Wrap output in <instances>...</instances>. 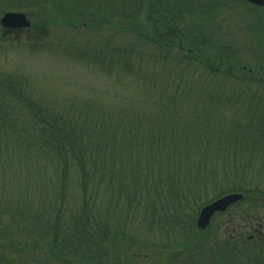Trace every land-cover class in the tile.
<instances>
[{
  "label": "trees",
  "instance_id": "obj_1",
  "mask_svg": "<svg viewBox=\"0 0 264 264\" xmlns=\"http://www.w3.org/2000/svg\"><path fill=\"white\" fill-rule=\"evenodd\" d=\"M235 1L237 10L251 6L243 0H108V6L103 2L99 9L50 8L69 26V33L85 27L86 33L99 36L89 30L103 26L133 39L135 46L116 45L113 53L122 57V66L130 61L119 74L131 70L129 77L140 91H191L212 104L195 113L191 108L187 114L173 100L155 102V139L144 127L127 126L121 119L125 116L112 119L100 109V120L89 118L87 110L96 106L93 101H72L57 111L54 104L35 100L37 94L30 93L27 84L0 69V264H202L203 250L214 252L210 264H264V235L247 233L256 223L264 224V202L259 199L264 192L255 188L258 183L250 175L258 167L254 162L264 163V137L254 124L248 132L249 124L237 122L231 124L239 130L228 146L211 144L207 140L216 139V134L203 121L209 119L214 102L255 93L260 100L254 115L257 121L264 119V67L242 75L238 62L217 46L223 38L221 20L233 15ZM51 2L0 0V18L9 12L49 8ZM64 11L70 13L65 18ZM28 13L30 28L0 25L1 46L26 41L41 47L47 42V27L56 20L47 12L39 18ZM73 16L88 21L80 23L82 27L71 26ZM144 45L151 50L145 51L148 55ZM63 46L70 55L78 53L72 48L76 46ZM102 56L101 51L92 60ZM174 76L177 79L170 81ZM234 80L244 81L246 88ZM121 105L130 115L131 102ZM188 116L189 122L182 120ZM170 120L185 127H164ZM172 131L186 142L168 141ZM238 138L257 143L235 144ZM168 145L169 154L161 150ZM157 153L168 159L160 160ZM230 193L243 197L200 231V209ZM227 212L232 231L226 229L224 241L204 247L215 216Z\"/></svg>",
  "mask_w": 264,
  "mask_h": 264
},
{
  "label": "rangeland",
  "instance_id": "obj_2",
  "mask_svg": "<svg viewBox=\"0 0 264 264\" xmlns=\"http://www.w3.org/2000/svg\"><path fill=\"white\" fill-rule=\"evenodd\" d=\"M103 2L108 6V0H52L49 8L43 6L41 9H28L27 11L37 18L47 12L48 15L46 16L48 18L52 16L56 22L54 21L52 26L49 25L47 27V31H49L45 37L47 42L41 43V47L32 46L26 41L13 44L6 43L3 44V46L0 45V69L2 73L6 71L12 73L16 79L28 85L30 93L37 94L34 98L35 100H46L54 104L57 111H60L64 105L65 107H69L72 101H82L83 104L86 101H93L96 106L94 107L95 110H87L89 118L100 120L99 116H96V111L100 109L104 110L107 115L110 114L112 119L115 118V115L120 118L125 116L126 118L121 119L127 123V126L133 123V125L144 127L146 131L150 130L151 137L155 139L159 138V136L154 133L157 127L151 129L156 125V122H153L157 116L155 114L157 112L155 102L161 101V99L166 102H171L173 100L174 106L182 108L187 114L191 112V108L193 109V113H195L197 110L205 109L212 104L210 98L201 93L191 91L182 93L176 92L169 95H158L151 92L140 91L137 84L133 85L129 77L131 70L128 71L129 73L119 74L120 71H125L124 69L130 61L126 59V63L124 62V66H122L120 65L122 57H114L118 55V53H113L114 51H118V49H115L116 45L124 46L125 49L127 48L126 46H135L132 44L133 39L122 35L120 36V33L117 32L113 33L111 28H104L103 26L100 28L101 30L92 28L89 30L91 33L92 31L100 33L99 36L95 34L90 35L85 32H88L89 28L80 25V23L84 24L88 20L83 17L74 16L72 17L74 20H71V26L80 25L82 30L80 33H77L79 30L74 31V33L70 31L71 33H69V26L60 23L62 19L59 20V17L52 10L54 9L52 8L53 5L62 7L71 5L69 7H74L77 10H81V8L85 7L99 9V4ZM236 2L237 1L232 4L233 15L222 19L223 21L221 20L222 25L220 24V34L223 35V38L219 39L217 46L224 48V54L227 52V57L231 58V61L234 62L235 60L238 62L237 66H239V68L241 67L239 72L245 75L250 73V70L264 67V10L260 9V11H258L256 8L251 7L253 5L249 3L248 5L251 6L242 5V7L237 10L236 6L238 4H236ZM27 11L21 13L26 17L27 14H29ZM68 14L70 13L64 11L62 14L63 18L67 17ZM52 22L53 21H51V23ZM28 28H30V26ZM106 31H108L107 35L103 36L101 32ZM222 35H220V37ZM62 44L76 46L72 48L74 51L78 50V53L74 52V55L68 54L64 51V49L68 47ZM142 50L146 55L148 54L145 51L151 52L147 45H144ZM101 51L103 56L100 60L97 62L92 60L93 57L101 54ZM105 51L109 52L104 53ZM106 56L113 58L112 64L107 58L105 59ZM247 77L249 76H246V78ZM169 78L171 81L177 79V76ZM234 81L240 83L243 89L246 88V85H242L245 83L244 81ZM248 82L250 81H247V83ZM253 96L258 97L259 95L255 93ZM253 96L247 98L245 95L237 94L235 95L236 99L223 98L220 101L214 102V105L209 109V111H211L209 113V119H203V121L204 124H210L211 130L216 134L217 138L213 139L214 137L212 136V139L207 141L211 142V144H224L225 146L230 144L231 137L234 138L235 135H237L235 132L239 130L231 129V124L235 125L237 122L249 124L250 129L248 132L254 127L257 134L264 137V119L257 121L259 118L254 115L255 104L260 99ZM122 102H131L132 106L129 107L130 115H127L126 108L121 105ZM174 114L176 115V111ZM189 117L190 116L185 117L182 120L184 121L187 118V122H189ZM170 122H166L163 126H166V128L171 127L174 131H176V127H185L184 123H177L175 120H170ZM252 124L254 125L251 127ZM174 131H172L173 139L168 141L172 142V144L175 142H186L177 139L175 135L178 132ZM165 134L167 133L165 132ZM241 134L242 132L238 133V136H241ZM168 136L170 137L169 134ZM169 139H171V137ZM234 143L248 146L255 145L257 140L251 142L248 138L246 141L238 138ZM257 149L256 152L258 154L261 149L260 147H257ZM161 150L169 154V145ZM174 155L176 154H173V156ZM156 157L162 161L168 159L160 153H157ZM254 165L258 167L252 169L255 173H250L251 181L258 183L255 185V188L264 192V163L258 165L257 162H254ZM229 184L232 186L234 183ZM260 196L259 199H263L264 202V193H261ZM214 200L209 201V203ZM214 219L213 225L209 227L203 240L204 247L216 240L218 241L213 244V246L224 241L226 229H228L229 232L232 231L230 230L232 220L229 212L222 216H215ZM221 223L223 224L222 226H220ZM263 227L264 224L256 223L251 231L247 229V233H257L259 236L264 235ZM212 253L206 254L203 250V253H201L202 264H210L209 259ZM153 264L158 263L153 262Z\"/></svg>",
  "mask_w": 264,
  "mask_h": 264
},
{
  "label": "water",
  "instance_id": "obj_3",
  "mask_svg": "<svg viewBox=\"0 0 264 264\" xmlns=\"http://www.w3.org/2000/svg\"><path fill=\"white\" fill-rule=\"evenodd\" d=\"M254 6L263 7L264 0H244ZM0 25L5 29H19L28 28L30 26L29 21L22 13H5L0 18ZM242 199L241 194H228L219 199L206 204L200 210L199 217L197 219V228L204 230L209 224L210 219L215 213L224 212L230 205Z\"/></svg>",
  "mask_w": 264,
  "mask_h": 264
}]
</instances>
